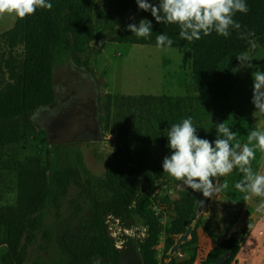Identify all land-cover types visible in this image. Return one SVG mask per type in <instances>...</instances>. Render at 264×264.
I'll return each mask as SVG.
<instances>
[{
	"label": "trees",
	"instance_id": "1",
	"mask_svg": "<svg viewBox=\"0 0 264 264\" xmlns=\"http://www.w3.org/2000/svg\"><path fill=\"white\" fill-rule=\"evenodd\" d=\"M96 0H49L51 10L37 8L33 15L15 18L13 25L0 33L5 50L0 54V146L26 140L31 114L55 97L54 74L64 58L85 65L93 48ZM122 8L137 13L134 21L147 18L153 30L149 38L137 37L126 28L110 31L109 40L156 44L160 33L173 40V47L192 52L193 94H120L106 93L103 102L104 125L116 131V143L108 155L103 175L93 174L85 165L82 153L64 150L69 143L49 144L47 164L29 167L17 177V209H0V229L5 230L3 264H28L27 246L43 227L45 215L52 211L61 216L63 200L71 189L76 193L69 203L88 213L80 219L81 231H65L59 238L68 264H84L93 257L116 260L120 249L108 233L106 215L118 218L125 226L140 225L145 235L139 239L142 264H158L154 247L161 233L153 202L159 181L169 177L162 161L169 154L167 131L170 125L191 117L200 138L214 140L216 125L222 123L228 101L241 68L237 56L246 53L249 40H256L264 49V0H246L247 14L237 12L234 19L240 30L230 29L226 38L213 31L208 36L189 42L179 36L174 24L156 23L151 14L138 10L135 0H115ZM254 36L241 38V33ZM21 46L18 51L17 47ZM87 66V65H85ZM6 73L4 80L2 75ZM114 109V113H112ZM178 197H167L173 216L163 229L169 249L177 237L191 225L199 208V193L181 186ZM76 195V196H74ZM89 204V205H88ZM246 228L218 241L199 264H208L224 252L230 255L224 264H231L240 250ZM46 235V231H42ZM198 234L195 227L190 238L176 251L184 257L167 255L164 264H194ZM64 243L66 246H63Z\"/></svg>",
	"mask_w": 264,
	"mask_h": 264
},
{
	"label": "rangeland",
	"instance_id": "2",
	"mask_svg": "<svg viewBox=\"0 0 264 264\" xmlns=\"http://www.w3.org/2000/svg\"><path fill=\"white\" fill-rule=\"evenodd\" d=\"M95 37L92 41L93 48L85 65L94 76L101 104V136L99 138H81L69 142L64 150H71L70 158L74 151H80L88 169L96 175H103L108 155L113 151L117 132H109L103 127L104 109L103 102L106 93L120 94H193L196 92L192 77V52L190 50H179L172 46L171 50L161 49L156 44H141L129 42H117L109 40L110 31H119L128 23L137 18V13L132 8L124 9L115 0H96L93 6ZM129 17H135L132 21ZM15 16L5 15L0 17V33L10 28ZM255 41L256 47L248 45L247 54L250 57L253 67H241L237 73L236 84L228 101L227 110L222 122H225L234 132L238 133L241 142H245L248 132L256 128H264V113L255 109L252 104V73L259 67L264 71V49ZM21 46L17 50H21ZM5 50V45L0 43V54ZM75 63L73 59L64 58L56 66V79L63 77V71L67 68L68 62ZM68 63V64H67ZM6 79V73L2 75ZM114 113V109H112ZM45 116L35 110L29 117L28 137L17 143L3 144L0 146V196L6 197L7 203L11 206V199L17 197V177L20 171L28 167H40L47 164L49 157V144L47 134L42 128ZM63 144V143H61ZM254 170L264 171V153L256 151V159L252 161ZM238 168L234 169L227 177L215 178L219 183L227 180L229 187L212 196L199 205L194 219L191 222L195 227L198 240L199 236L208 239L207 247L211 246L210 236L222 237L228 225L239 219L240 211L246 201L245 195L250 196L251 210L256 211L261 197L252 196L250 193H240L234 188V183L241 177ZM183 186L181 182L168 177L158 182L156 193L158 199L153 202L156 215L159 218L160 229L154 253L158 264H164L170 252L166 235L163 229L169 224L173 212L171 206L165 202L167 197L175 199L178 197V189ZM76 193L75 188L71 189L69 196L63 200L61 216L49 211L43 219V227L38 230L36 237L27 246L28 264H68L69 256L63 251L59 242L65 231L72 232L65 238H72L73 233L81 231L80 219L88 213L87 208L78 209L69 203V197ZM76 196V195H74ZM199 199H205L199 193ZM89 205V204H88ZM9 207V206H8ZM209 208V215L204 214ZM211 213L213 216H211ZM250 213V212H249ZM250 215V214H249ZM256 216V214H253ZM108 233L114 239L115 246L120 249L116 260L108 261L100 257H93L84 264H142L139 251V239L145 235V229L140 225L125 226L118 218L111 214L106 215ZM257 227L264 226V211L260 212ZM216 220V221H215ZM249 219L242 227H247ZM46 231V235L42 231ZM174 239L177 235L173 236ZM190 238V235L187 239ZM186 239V240H187ZM213 240V239H212ZM211 240V241H212ZM210 242V243H209ZM259 248H255L246 262L238 264H264V245L256 240ZM182 243V242H181ZM63 246H66L64 243ZM197 246L196 261L202 262L206 257V249ZM5 230L0 229V255L4 252ZM0 264H3L0 259Z\"/></svg>",
	"mask_w": 264,
	"mask_h": 264
},
{
	"label": "clouds",
	"instance_id": "3",
	"mask_svg": "<svg viewBox=\"0 0 264 264\" xmlns=\"http://www.w3.org/2000/svg\"><path fill=\"white\" fill-rule=\"evenodd\" d=\"M138 10L148 12L156 23L174 24L179 27V36L192 42L208 36L213 31L228 37L230 29L240 30L241 24L234 19L237 12L247 14L246 0H135ZM49 0H0V17L12 15L19 19L33 15L37 8L51 10ZM134 21L135 17H129ZM126 29L137 37L149 38L153 30L152 21L142 18L138 23H128ZM254 32L241 33V38L254 36ZM252 48L255 41L249 40ZM173 40L166 34L156 36V46L171 50ZM240 66L253 67L247 53L237 57ZM252 104L264 113V71L259 67L252 73ZM167 131L169 154L162 161L163 172L182 183L193 192L201 194L198 203L203 206L216 193L228 189L227 180L219 183L215 178L227 177L234 169L241 177L234 188L245 194L261 197L257 212L264 211V171L254 170L252 161L256 151L264 153V128L250 130L245 142L238 133L225 123L216 125L214 140L200 138L191 117L170 125ZM250 199L249 195L244 200ZM251 227V226H250Z\"/></svg>",
	"mask_w": 264,
	"mask_h": 264
},
{
	"label": "flooded vegetation",
	"instance_id": "4",
	"mask_svg": "<svg viewBox=\"0 0 264 264\" xmlns=\"http://www.w3.org/2000/svg\"><path fill=\"white\" fill-rule=\"evenodd\" d=\"M68 63L63 77L56 79L54 74V100L36 109L45 116L42 128L47 136H54L61 125L72 119L81 128L75 134V141L101 136V104L96 80L87 66Z\"/></svg>",
	"mask_w": 264,
	"mask_h": 264
},
{
	"label": "crops",
	"instance_id": "5",
	"mask_svg": "<svg viewBox=\"0 0 264 264\" xmlns=\"http://www.w3.org/2000/svg\"><path fill=\"white\" fill-rule=\"evenodd\" d=\"M0 185H1V183H0ZM8 206H9V208H12V209L16 210L17 209V197H15L14 199H11V206H10L7 203L6 197H1L0 196V209L7 208ZM209 213L210 212H209V208H208V210L205 212L204 216L208 217ZM253 214H256V216H254ZM211 216H213L212 213H211ZM259 216H260V212L251 210V201H250V199H248L246 201L245 205L243 206L242 211H240L239 219L236 220L235 222H233L231 225L227 226V228L225 229V231L222 234L223 235L222 237L220 236L219 238H217V235H219L218 234L219 232L216 231V235L212 234L210 236V242L212 243L211 246L207 247V244H208L209 240L201 235V236H199V240L197 241V246H199V249H201V244L204 243L203 248L206 249V254H207V252L218 241H220L222 238L227 237V236H229V235H231L233 233H238V231L242 228L243 224L246 221H248L249 219H251L250 223L246 227L245 233L241 237L240 250H239L238 254L236 255L235 259L231 262V264H238L239 261H241V263H244L250 257L251 252L255 248L256 249L259 248L258 243L255 242V239L262 242L261 246L264 245V226L263 227H259V228L257 227V223L263 225V222H259V219H258ZM173 256L176 259H182L184 257V253L182 251H176L173 254ZM194 264H197L196 260H195Z\"/></svg>",
	"mask_w": 264,
	"mask_h": 264
},
{
	"label": "water",
	"instance_id": "6",
	"mask_svg": "<svg viewBox=\"0 0 264 264\" xmlns=\"http://www.w3.org/2000/svg\"><path fill=\"white\" fill-rule=\"evenodd\" d=\"M56 96V93H55ZM81 130V128H78L75 123L72 121V119L68 120L64 125H61L56 131L55 135H48L47 136V142L49 144H56V143H69L75 141V134ZM100 136V135H99ZM99 136H94L90 138H99ZM192 230V226L190 225L186 231L182 234H180L174 245L171 247L170 252L173 253L177 250L179 244L183 241H185L188 236L190 235V232ZM229 252H224L221 255H219L215 260L208 264H224L227 258L229 257Z\"/></svg>",
	"mask_w": 264,
	"mask_h": 264
}]
</instances>
